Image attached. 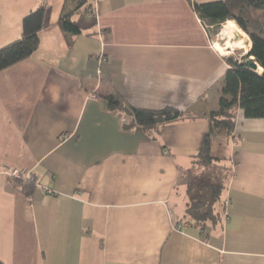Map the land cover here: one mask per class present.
Listing matches in <instances>:
<instances>
[{"label": "crops", "instance_id": "obj_1", "mask_svg": "<svg viewBox=\"0 0 264 264\" xmlns=\"http://www.w3.org/2000/svg\"><path fill=\"white\" fill-rule=\"evenodd\" d=\"M215 1L101 0L95 15L74 17L81 34L67 37L57 25L66 0H0V48L21 39L26 15L47 8L37 52L0 72V171L35 182L27 195L0 172L1 262L264 264V119L238 114L224 227L204 236L175 227L229 59L244 60L252 46L233 21L216 43L193 8ZM227 29L246 45L231 48L238 37ZM110 94L186 115L156 137L126 131L127 112L102 98Z\"/></svg>", "mask_w": 264, "mask_h": 264}, {"label": "trees", "instance_id": "obj_2", "mask_svg": "<svg viewBox=\"0 0 264 264\" xmlns=\"http://www.w3.org/2000/svg\"><path fill=\"white\" fill-rule=\"evenodd\" d=\"M92 5L93 0H66L57 25L67 37L81 34L74 17L81 13L87 15ZM193 8L212 36L214 29H220L227 21L235 22L251 40L252 46L246 58L252 57L253 62L263 69L260 74L243 60L229 59L230 68L223 79L219 108L210 113L208 132L194 156L193 168L196 176L187 186L189 206L183 220L204 236L221 230L229 218L224 196L228 179L233 172L232 167L227 169L223 164L230 159L231 143L236 139L239 112H243L246 119H264V0L194 3ZM46 23V6H41L24 17L21 39L0 48V72L37 52L40 46L39 34L46 27ZM102 98L109 110L120 109L127 112L130 123L125 125L124 130L138 127L154 137L162 126L182 120L186 115L170 107L162 110L135 108L117 94ZM226 170L231 175L225 174ZM15 181L27 195L35 188V182L30 179ZM0 264L4 263L0 261Z\"/></svg>", "mask_w": 264, "mask_h": 264}, {"label": "built area", "instance_id": "obj_3", "mask_svg": "<svg viewBox=\"0 0 264 264\" xmlns=\"http://www.w3.org/2000/svg\"><path fill=\"white\" fill-rule=\"evenodd\" d=\"M101 0H93V5L91 7V9L88 11V14L87 15H95L96 14V11H97V6H98V3L100 2ZM206 28V26H205ZM214 45V44H213ZM254 59L251 58V61H253ZM107 63V60L104 56H100L98 58V71H97V78L99 80H101L103 77H104V65ZM257 72L259 71V67L257 66ZM94 99H97L95 96H92ZM0 172H3L4 174L8 175L9 177H11L12 179L14 180H19V179H27V180H31L32 179V176L29 172H26V171H21V170H12V171H0ZM48 194H51L53 195V192L52 191H47ZM226 207H227V210L230 206V202L229 201H226ZM187 223H185V221L183 220H178V222L175 224L176 226V229L181 231L185 226H187ZM189 224V223H188Z\"/></svg>", "mask_w": 264, "mask_h": 264}, {"label": "rangeland", "instance_id": "obj_4", "mask_svg": "<svg viewBox=\"0 0 264 264\" xmlns=\"http://www.w3.org/2000/svg\"><path fill=\"white\" fill-rule=\"evenodd\" d=\"M223 27H225V24H223L221 27H220V29H214V32H213V36H214V39H215V41H216V43L220 40L219 38L217 39V37H219L218 35L221 33V30L223 29ZM223 42V41H222ZM217 47L220 49V48H225V45L224 44H222L221 42L219 43V45H217ZM221 50V49H220ZM222 52H223V50H221ZM225 51V50H224ZM247 56V55H246ZM246 56H245V58H246ZM246 60V61H245ZM248 60H251V59H249V58H246V59H244L243 61L244 62H247ZM225 167H227V169L230 167V159H228V160H226L225 162H224V164H223ZM225 174H230V171L228 170H226V172H225ZM231 175V174H230ZM178 222V221H177ZM185 223H186V221H185ZM187 226H191L190 224H188L187 223ZM176 227V226H175ZM179 231V230H178Z\"/></svg>", "mask_w": 264, "mask_h": 264}, {"label": "bare ground", "instance_id": "obj_5", "mask_svg": "<svg viewBox=\"0 0 264 264\" xmlns=\"http://www.w3.org/2000/svg\"><path fill=\"white\" fill-rule=\"evenodd\" d=\"M235 28V27H234ZM226 36L228 35H230V36H232V35H234L235 37H238L237 38V40H236V42H234V43H231L230 44V47L231 48H235V47H243V46H245L246 45V39H242L241 40V38L239 37V36H241V33L237 30V29H227L226 31H224L223 32Z\"/></svg>", "mask_w": 264, "mask_h": 264}, {"label": "water", "instance_id": "obj_6", "mask_svg": "<svg viewBox=\"0 0 264 264\" xmlns=\"http://www.w3.org/2000/svg\"><path fill=\"white\" fill-rule=\"evenodd\" d=\"M246 64L254 70H257V64H255L253 61H247Z\"/></svg>", "mask_w": 264, "mask_h": 264}]
</instances>
